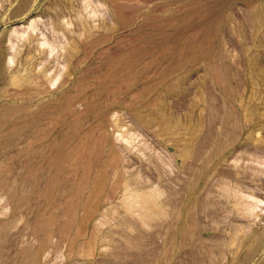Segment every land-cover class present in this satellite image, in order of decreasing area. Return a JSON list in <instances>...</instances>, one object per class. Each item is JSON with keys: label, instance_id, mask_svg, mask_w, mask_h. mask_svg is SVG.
I'll return each mask as SVG.
<instances>
[{"label": "rangeland", "instance_id": "374dc122", "mask_svg": "<svg viewBox=\"0 0 264 264\" xmlns=\"http://www.w3.org/2000/svg\"><path fill=\"white\" fill-rule=\"evenodd\" d=\"M263 145L264 0H0V264H264Z\"/></svg>", "mask_w": 264, "mask_h": 264}, {"label": "bare ground", "instance_id": "6f19581e", "mask_svg": "<svg viewBox=\"0 0 264 264\" xmlns=\"http://www.w3.org/2000/svg\"><path fill=\"white\" fill-rule=\"evenodd\" d=\"M55 18H56V17H55ZM62 19H63V18H62ZM52 20H53V19H52ZM31 22H32V20H31ZM33 22H34V21H33ZM64 22H65V21H64ZM29 23H30V22H29ZM32 24H33V23H31L29 26L31 27ZM53 24H54V23H53ZM28 28H29V27H28ZM32 28H34V27H32ZM12 32H13V31H12ZM7 36H9V35H7ZM9 38H10V37H9ZM43 41H45V40H43ZM43 41H42V43H44ZM9 42H10V41H9ZM29 58H30V57H29ZM8 60H9V59H8ZM31 60H32V59H31ZM43 70H44V69H43ZM46 71H47V70H46ZM51 80H52V79H51ZM49 81H50V80H49ZM173 128H174V127H173ZM255 143H256V142H255ZM263 146H264V145H263ZM182 148H183V146H182ZM182 148H181V150H182ZM186 149H187V147H186ZM187 152H188V150H187ZM187 152H186V153H187ZM184 153H185V152H184Z\"/></svg>", "mask_w": 264, "mask_h": 264}]
</instances>
